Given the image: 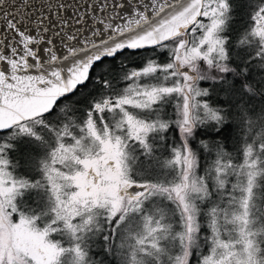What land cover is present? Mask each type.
Wrapping results in <instances>:
<instances>
[{
	"label": "snow or ice",
	"instance_id": "obj_1",
	"mask_svg": "<svg viewBox=\"0 0 264 264\" xmlns=\"http://www.w3.org/2000/svg\"><path fill=\"white\" fill-rule=\"evenodd\" d=\"M0 264H264V0H0Z\"/></svg>",
	"mask_w": 264,
	"mask_h": 264
},
{
	"label": "flooded vegetation",
	"instance_id": "obj_2",
	"mask_svg": "<svg viewBox=\"0 0 264 264\" xmlns=\"http://www.w3.org/2000/svg\"><path fill=\"white\" fill-rule=\"evenodd\" d=\"M206 84L208 83V82H205ZM213 99H215V97H213Z\"/></svg>",
	"mask_w": 264,
	"mask_h": 264
}]
</instances>
